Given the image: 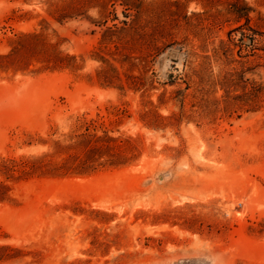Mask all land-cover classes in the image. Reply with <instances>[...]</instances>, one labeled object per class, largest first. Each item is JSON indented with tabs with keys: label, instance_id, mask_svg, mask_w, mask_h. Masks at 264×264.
I'll return each mask as SVG.
<instances>
[{
	"label": "rangeland",
	"instance_id": "obj_1",
	"mask_svg": "<svg viewBox=\"0 0 264 264\" xmlns=\"http://www.w3.org/2000/svg\"><path fill=\"white\" fill-rule=\"evenodd\" d=\"M84 121L136 157L0 172V264H264V0H0V163Z\"/></svg>",
	"mask_w": 264,
	"mask_h": 264
},
{
	"label": "trees",
	"instance_id": "obj_2",
	"mask_svg": "<svg viewBox=\"0 0 264 264\" xmlns=\"http://www.w3.org/2000/svg\"><path fill=\"white\" fill-rule=\"evenodd\" d=\"M242 14L238 15L241 17ZM126 23V22H125ZM25 40L33 42L53 67L65 65L74 68V55L61 54L54 43L43 41L37 33H23L14 42L13 49L18 48ZM99 59L104 63L97 71V78L101 85H112L113 79L117 78L115 66L109 62L103 54ZM136 56L126 55L127 61L134 66ZM129 79L137 82V76L129 74ZM120 79V78H118ZM118 88L123 89L124 85L119 83ZM90 122L84 121V126H75L70 132L62 137L53 138L50 150L41 154L30 155L21 158L4 159L0 163V172L5 177L25 178L31 175L38 176H65V175H86L98 169L99 166H123L134 160L136 147L132 145L128 137L118 138L108 134L104 126H89ZM98 128H103L98 133ZM122 144H131V154H127L126 148L121 149ZM8 185L0 180V200L4 199ZM255 229L253 226L251 227Z\"/></svg>",
	"mask_w": 264,
	"mask_h": 264
}]
</instances>
